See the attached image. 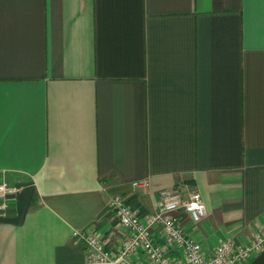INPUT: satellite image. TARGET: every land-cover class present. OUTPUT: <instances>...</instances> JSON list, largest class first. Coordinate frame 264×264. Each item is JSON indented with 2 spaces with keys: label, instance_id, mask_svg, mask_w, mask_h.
I'll return each instance as SVG.
<instances>
[{
  "label": "crops",
  "instance_id": "0c3cea01",
  "mask_svg": "<svg viewBox=\"0 0 264 264\" xmlns=\"http://www.w3.org/2000/svg\"><path fill=\"white\" fill-rule=\"evenodd\" d=\"M0 183L19 188L0 264L96 263L79 231L112 263L128 230L111 197L144 217L166 188L200 193L199 221L172 214L204 252L248 244L264 225V0H0Z\"/></svg>",
  "mask_w": 264,
  "mask_h": 264
},
{
  "label": "built area",
  "instance_id": "2783aa9c",
  "mask_svg": "<svg viewBox=\"0 0 264 264\" xmlns=\"http://www.w3.org/2000/svg\"><path fill=\"white\" fill-rule=\"evenodd\" d=\"M144 185L140 182L132 183L133 188H143ZM18 190L15 185L0 183V211L5 209ZM109 208L120 224L128 230L112 263L174 264L175 260L168 255L169 251H173L186 264H247L264 250V225H262L253 233L250 242L246 245L235 246L226 240L216 245L211 252H204L201 244L184 232L172 214L182 210L192 221H199L205 214V207L197 190H191L187 198H183L175 188L160 190L156 211L144 217L131 209L122 194L111 197ZM0 214L2 215V212ZM157 226L162 242H157L153 236V229ZM74 236L94 252L93 260L96 263H106L107 252L96 235L79 231L75 232ZM132 255H142L145 261L131 259Z\"/></svg>",
  "mask_w": 264,
  "mask_h": 264
},
{
  "label": "water",
  "instance_id": "95a60500",
  "mask_svg": "<svg viewBox=\"0 0 264 264\" xmlns=\"http://www.w3.org/2000/svg\"><path fill=\"white\" fill-rule=\"evenodd\" d=\"M93 264H116V263H93ZM247 264H264V250L254 256Z\"/></svg>",
  "mask_w": 264,
  "mask_h": 264
}]
</instances>
